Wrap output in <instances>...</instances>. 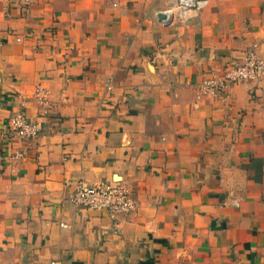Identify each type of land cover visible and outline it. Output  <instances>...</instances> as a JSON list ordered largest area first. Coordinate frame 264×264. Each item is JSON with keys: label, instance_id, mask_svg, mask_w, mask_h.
I'll list each match as a JSON object with an SVG mask.
<instances>
[{"label": "crops", "instance_id": "0c3cea01", "mask_svg": "<svg viewBox=\"0 0 264 264\" xmlns=\"http://www.w3.org/2000/svg\"><path fill=\"white\" fill-rule=\"evenodd\" d=\"M203 1L0 0V264H264V73L199 89L264 61V0Z\"/></svg>", "mask_w": 264, "mask_h": 264}, {"label": "built area", "instance_id": "2783aa9c", "mask_svg": "<svg viewBox=\"0 0 264 264\" xmlns=\"http://www.w3.org/2000/svg\"><path fill=\"white\" fill-rule=\"evenodd\" d=\"M29 0H23L27 4ZM205 1L203 0H174L171 8L165 14V20H168L173 13L182 16L188 11L199 10ZM21 41V37H16ZM264 73V61L253 52H248L245 56V62L235 65L231 69L222 72V78L215 76L206 78L199 85L200 92L212 95L218 91L226 89L229 85L245 79H254ZM35 97L44 102L45 91L38 87L35 90ZM16 133L20 137L28 138L36 134L35 126L29 124L23 114L16 115L11 120ZM69 200L77 206H86L95 209H105L110 214L126 212L133 207L132 195L121 185L103 184L99 187H89L79 185L71 194Z\"/></svg>", "mask_w": 264, "mask_h": 264}, {"label": "rangeland", "instance_id": "374dc122", "mask_svg": "<svg viewBox=\"0 0 264 264\" xmlns=\"http://www.w3.org/2000/svg\"><path fill=\"white\" fill-rule=\"evenodd\" d=\"M38 87H39V86H38ZM38 87H37V88H38ZM35 90H36V89H35ZM35 90H34V96H35V93H36ZM19 114H23V113H19ZM17 115H18V114H17ZM23 115H24V114H23ZM24 116H25V115H24ZM101 210H105V209H101ZM105 211H106L107 213H109L107 210H105Z\"/></svg>", "mask_w": 264, "mask_h": 264}, {"label": "water", "instance_id": "95a60500", "mask_svg": "<svg viewBox=\"0 0 264 264\" xmlns=\"http://www.w3.org/2000/svg\"><path fill=\"white\" fill-rule=\"evenodd\" d=\"M159 17L165 18V14H160Z\"/></svg>", "mask_w": 264, "mask_h": 264}]
</instances>
